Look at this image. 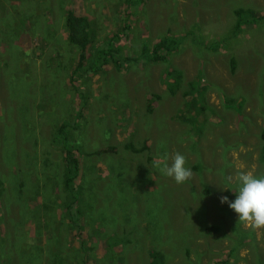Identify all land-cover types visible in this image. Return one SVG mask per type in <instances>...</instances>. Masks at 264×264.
Instances as JSON below:
<instances>
[{
	"label": "rangeland",
	"instance_id": "obj_1",
	"mask_svg": "<svg viewBox=\"0 0 264 264\" xmlns=\"http://www.w3.org/2000/svg\"><path fill=\"white\" fill-rule=\"evenodd\" d=\"M67 10L91 26L78 68ZM255 13L264 0H0V264H149L150 249L163 264H264V228L219 200L235 199L240 172L264 176ZM164 37L179 44L154 61ZM61 121L79 227L52 141ZM177 152L193 173L182 184L153 166Z\"/></svg>",
	"mask_w": 264,
	"mask_h": 264
},
{
	"label": "trees",
	"instance_id": "obj_2",
	"mask_svg": "<svg viewBox=\"0 0 264 264\" xmlns=\"http://www.w3.org/2000/svg\"><path fill=\"white\" fill-rule=\"evenodd\" d=\"M248 11L243 10V9H237L235 11V14L241 18L243 14H247ZM249 14L252 16V13L249 12ZM255 18L263 19L264 14L259 15L258 13H255L253 17L251 18L250 21L254 20ZM249 22V21H246ZM243 23L240 20H237L235 23L236 28L242 26ZM64 26L66 29L67 33V39L68 41L75 45L78 46L80 53L78 56V63H77V68L79 66H83L86 63L87 60V47L91 43V26L89 19L84 16L75 13L72 10H67L65 14V21H64ZM179 44V40L176 41L175 39H170L168 37L161 38L155 42L153 45V50H152V60L154 61H161L164 60L166 55L170 53L171 51L175 50ZM97 47H100L102 45V42L99 44H96ZM164 50L165 54H160L159 51ZM111 58L113 59V56L111 54H103L100 58L101 62V67L107 65L108 63L111 62ZM129 58V57H126ZM111 64H114L118 66V61H112ZM95 72H98L96 70ZM168 76V74H166ZM70 124L69 122H64L61 121L58 126L56 127L52 141L55 145L60 146L62 149V161H63V174H62V187L65 191V193L72 194L73 196L78 194L75 191V187L73 184H75V180L78 179L79 176V161L76 158V156L73 154V151L69 145V138L68 134L70 132ZM262 161L264 163V154L262 155ZM75 203L74 199L70 195V198L67 201V214L69 216L71 224H74L76 226H80V220H79V212L75 211L73 215L71 214L72 210V205ZM149 255V264H163L162 263V256L160 253L154 249H150L148 251ZM229 257V256H227ZM228 259H224L221 262H227Z\"/></svg>",
	"mask_w": 264,
	"mask_h": 264
},
{
	"label": "clouds",
	"instance_id": "obj_3",
	"mask_svg": "<svg viewBox=\"0 0 264 264\" xmlns=\"http://www.w3.org/2000/svg\"><path fill=\"white\" fill-rule=\"evenodd\" d=\"M160 158L153 161V166L159 171L175 180L177 184H182L191 179L193 173L186 167L185 155L177 152L171 158ZM240 182L238 192H235V199L229 200L228 196H220L221 204L227 203L228 207L236 214L241 222L254 228H264V176L257 178L252 171L240 172L237 176Z\"/></svg>",
	"mask_w": 264,
	"mask_h": 264
}]
</instances>
